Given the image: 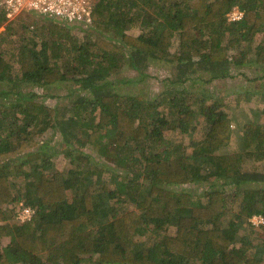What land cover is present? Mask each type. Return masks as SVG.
I'll return each instance as SVG.
<instances>
[{
	"label": "trees",
	"instance_id": "obj_1",
	"mask_svg": "<svg viewBox=\"0 0 264 264\" xmlns=\"http://www.w3.org/2000/svg\"><path fill=\"white\" fill-rule=\"evenodd\" d=\"M93 2L83 40L40 12L17 30L0 5V264H262L264 224L249 217L264 216V107L238 117V132L223 97L207 103L181 83L201 70L232 76L242 62L264 69V0ZM234 6L244 13L230 20ZM155 60L171 63V88L155 98L116 88ZM70 81L63 107L20 87ZM199 115L202 137L170 138ZM50 129L69 166L40 143ZM190 182L205 187L173 186ZM21 203L34 208L23 221Z\"/></svg>",
	"mask_w": 264,
	"mask_h": 264
},
{
	"label": "rangeland",
	"instance_id": "obj_2",
	"mask_svg": "<svg viewBox=\"0 0 264 264\" xmlns=\"http://www.w3.org/2000/svg\"><path fill=\"white\" fill-rule=\"evenodd\" d=\"M40 18V14L37 11L29 10L23 11L17 17L12 20H7V22L12 21L16 29L20 27V22L22 20L32 22V19ZM63 21V20H62ZM4 26L0 27L2 30ZM76 28V27H75ZM20 29V28H19ZM78 33L83 40L88 32L92 31V28H77ZM134 33H140L139 23H134L132 29ZM12 42V41H11ZM3 49L8 50L6 52L9 58L14 57V52L17 51L18 47L15 42L10 43L9 40L5 39L2 41ZM240 60V58H238ZM13 61V72L15 76L19 77L21 75L20 64L16 60ZM240 62V61H239ZM150 75L145 79L134 81L131 83L124 82L122 84H117L116 88L124 92H138L145 91L149 93L151 98H155L159 93L167 90L168 87L171 88V84L167 85L166 76L172 73L171 63L157 61L155 60L149 65L148 69ZM232 76L219 77L216 79L208 80L210 73L205 71H198L190 75L186 82L181 83V85H187L188 89L193 92L195 99L203 98V100L209 103L213 97H223L225 105L224 109L233 117V124L237 131L240 128L237 124V118L240 116H245L246 118H252V113L254 111L260 110L264 107V76H259L264 73V69L260 68V65L253 62L249 63H239L236 64L232 69ZM124 76H136L134 71H123ZM208 81H207V80ZM73 86L72 81L65 83L53 84L52 86H24L23 82H20V87L25 91L34 89L40 94V98L45 100L48 104L63 107L66 103L70 102L72 97L69 95ZM79 92V91H77ZM54 93V95H53ZM198 97V98H196ZM168 105V102L165 104ZM162 105L161 108H164ZM200 103H196L195 106L198 108ZM255 115H253V118ZM206 120L204 117L199 115L198 120L192 126V129L188 133H183L180 128H172L168 131L170 138L174 142H183L188 144L191 137L200 138L204 135L206 129ZM54 129L48 130L46 133L39 136L40 143L46 142V147L50 151H60L53 159L54 166L58 168H63L70 165L69 159L62 155L60 144V135L53 131ZM224 150V149H223ZM178 189H186L198 191L200 188H204V185H200L194 182L173 185ZM8 240V237H3L2 243L4 244ZM84 264H93L90 262H85ZM264 264V261L262 262Z\"/></svg>",
	"mask_w": 264,
	"mask_h": 264
},
{
	"label": "built area",
	"instance_id": "obj_3",
	"mask_svg": "<svg viewBox=\"0 0 264 264\" xmlns=\"http://www.w3.org/2000/svg\"><path fill=\"white\" fill-rule=\"evenodd\" d=\"M0 5L5 12L7 20H11L23 11H37L50 14L77 27L91 28L93 22L94 2L93 0H0ZM243 10L239 6H234L228 13L230 20L240 19ZM34 208L28 204L21 203L17 217L26 220L32 217ZM249 220L254 226L264 224L262 214H253Z\"/></svg>",
	"mask_w": 264,
	"mask_h": 264
},
{
	"label": "clouds",
	"instance_id": "obj_4",
	"mask_svg": "<svg viewBox=\"0 0 264 264\" xmlns=\"http://www.w3.org/2000/svg\"><path fill=\"white\" fill-rule=\"evenodd\" d=\"M12 20V19H11ZM6 21H7V19H6Z\"/></svg>",
	"mask_w": 264,
	"mask_h": 264
}]
</instances>
